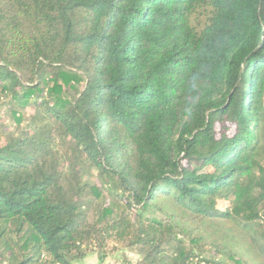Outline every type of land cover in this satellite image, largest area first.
I'll return each mask as SVG.
<instances>
[{
	"label": "trees",
	"instance_id": "obj_1",
	"mask_svg": "<svg viewBox=\"0 0 264 264\" xmlns=\"http://www.w3.org/2000/svg\"><path fill=\"white\" fill-rule=\"evenodd\" d=\"M1 98L0 264H264V0H0Z\"/></svg>",
	"mask_w": 264,
	"mask_h": 264
},
{
	"label": "rangeland",
	"instance_id": "obj_2",
	"mask_svg": "<svg viewBox=\"0 0 264 264\" xmlns=\"http://www.w3.org/2000/svg\"><path fill=\"white\" fill-rule=\"evenodd\" d=\"M0 101H4V99H0ZM7 104L0 105V134L3 131L1 128L2 125L6 126V131H11L14 128V123L12 122V118L10 114L6 111ZM27 114H25V117ZM23 124H26V120L23 121ZM206 248L209 247L207 246ZM236 248V247H233ZM107 255L105 257L103 264H120L123 262H129L134 264L139 259V256L133 251H128L125 249H121L120 246H116L115 244H109L106 249ZM246 255L240 264H263L253 253L245 252ZM98 263V254L94 251L89 252L82 259L77 260L75 264H97Z\"/></svg>",
	"mask_w": 264,
	"mask_h": 264
}]
</instances>
